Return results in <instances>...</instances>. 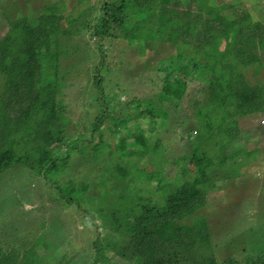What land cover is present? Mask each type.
<instances>
[{"label":"trees","instance_id":"16d2710c","mask_svg":"<svg viewBox=\"0 0 264 264\" xmlns=\"http://www.w3.org/2000/svg\"><path fill=\"white\" fill-rule=\"evenodd\" d=\"M211 2L108 0L98 14L91 4L74 17L66 14L62 0L33 6L25 15L2 11L14 27L0 33V83L5 81L0 87V264L239 263L219 259L211 225L200 210L211 203L213 181L222 172L264 157V147L254 137L257 131L241 129L243 122L264 115V20L239 10L241 0ZM80 38L92 47L97 43L98 62L89 70L97 113L87 133L71 138V104L64 103L70 100L69 82L61 79V60L65 48ZM114 40L136 43L140 54H155L141 65L147 83L139 93L135 89L129 94L127 86L129 79L137 80L136 70L116 72L115 94L108 93L106 75L116 67L108 60ZM192 81L199 83L202 94L187 105ZM122 93L127 100L120 99ZM116 100L140 117H150L157 128L147 134L132 128L129 112L114 116ZM178 117L186 126L187 145L176 165L185 170L171 176L166 167L183 133L171 130L169 121ZM108 119L114 137L121 130L127 137L117 136L114 143L104 138ZM130 147L140 158L148 156L156 169L140 167L138 158L127 155ZM75 155L98 169L104 189L98 191L97 179L72 175ZM21 166L51 193L53 208L42 206L52 211L54 220L62 211L65 224L68 213L72 220L81 216L91 222L87 248L74 247L68 255L52 251L59 245L43 240L42 231L35 235L28 230L46 226L36 206L25 203L29 214L17 217L19 210L8 204L6 193L19 188L7 174ZM33 186L29 184L32 196L27 189L23 193L32 203L38 201ZM247 258V264H264V254Z\"/></svg>","mask_w":264,"mask_h":264},{"label":"rangeland","instance_id":"374dc122","mask_svg":"<svg viewBox=\"0 0 264 264\" xmlns=\"http://www.w3.org/2000/svg\"><path fill=\"white\" fill-rule=\"evenodd\" d=\"M8 1L11 2V5L8 4ZM49 1L54 2L58 0H0V33L6 35L11 27H14V25L12 26V23L14 22L10 23L9 20H6L2 15L3 10L7 9L16 14L20 13L25 15L27 12L25 10H30L33 6L42 5ZM62 1L65 3L64 7L66 14L74 17L77 16L82 9L91 4L96 7L93 9V13L95 12L94 14H98L101 4L108 0H83L80 2L79 0ZM213 1L214 0H212L211 4H213ZM223 1L230 0H219V2ZM238 6L239 10H247L248 12H251L255 19L264 20V0H241ZM14 17L17 20L20 18L17 17V15H14ZM96 44L97 43L93 44L92 47V45H89L88 40L80 38L78 44L65 48L66 51L63 52L61 61L63 63L62 67L65 69L63 71L61 70L60 76L62 80L69 82V85L64 86L69 92L70 100L68 101V99H66L64 103H67L68 105L71 104L68 106L71 122L69 123L67 130V134L71 138L87 133L90 128V120L94 119L97 113L95 104L96 92L89 81V70L94 68L98 62V57H96L97 54L94 49ZM135 45L132 46L128 40H114L111 49L108 50V60L116 66L114 70H110L106 75V85L107 88L110 89V91H108L110 96L115 94L111 89L112 85H114L113 80L116 77V72H121L122 75L124 72L130 73L135 70L137 71V73H135L137 80L130 81L128 78L127 86L129 85L131 89L128 91L129 94L135 89H137L136 93H139L138 90H141L142 86L147 83L144 82L145 80L142 78L144 75L141 76L142 74H145V72H142L141 70L144 66L141 67V65L144 61H148L150 58L155 57V54L150 50H147L145 54H140ZM121 59H123V61H121ZM9 60L11 61V59ZM125 81L126 80H123L122 83L125 84ZM1 85L4 86L5 81L0 83V87ZM143 87H146V85ZM113 88L114 90L116 89L120 91L116 86ZM147 88H149L148 85ZM200 88L201 86H199L197 81H192L189 89L190 96L185 99L187 105H189V99L193 100L201 97L202 93ZM116 95L118 98L119 94ZM120 99L123 101L127 100L128 96L122 93ZM114 103L116 105L114 116L129 112L133 118L131 121L132 128L134 127L147 134L157 128L156 123H154L150 117H140L132 108H127V106L119 104L117 100ZM180 118L181 117H178L177 120L169 121L171 130L172 127L176 128L179 135L181 132H184L183 129L186 127L181 126ZM262 125H264V115L253 120L251 119L249 122L245 121L241 124V129L243 130L250 128L257 131L254 137L259 140L258 145L260 147H264V128ZM111 127L112 120L108 119L106 124L103 125V132L104 138L109 142L114 143L116 141L114 138H117V136L120 138L127 137L126 130H121L117 136L114 137L111 133ZM238 132L239 130L235 131L234 136H236ZM186 136L187 133H183V136L180 137V139L178 138V148L172 146V150H174L175 154L172 157V164L169 166L167 165L166 167L168 174L171 176L177 175L178 172L184 168L183 166L180 167V165L177 166L176 164L183 161L185 155L183 150L187 145L185 144V141H187ZM127 152L128 156L139 159L138 165L140 167H144L148 171L156 169L157 166L149 160L148 156L139 157V151H137V149L130 147ZM101 163L102 162L99 161L95 165L99 168L100 165H102ZM71 166L74 169L72 170V175L76 179L80 180L87 175L95 181L97 179V184H100L99 179L101 176L99 175L98 169L94 168V165L91 166L89 163L81 160L80 156L75 155L73 157ZM239 168V166H230V170L227 173L222 172L221 177L216 178L213 181V188L210 195L212 201L208 206L200 210V213L202 211L205 212L206 219H208L211 225L212 238L215 241L216 254L219 256V259L225 257L234 258L238 260V264H247L248 255L256 256L264 254V157L260 154L252 165L247 166L246 168ZM7 177H9L7 180H13V186L19 188L18 192L14 191L10 194L8 192L6 193V196H9L7 199L8 204L16 205L15 207L19 210L17 217H22L23 212L25 216L29 214L23 209V206L26 203L27 208H30L33 205L37 207V209L35 208L36 210L41 209L39 211L41 214V221H47L46 226L36 227L33 225L31 229L28 228L32 234L37 235L39 234L38 232L42 231V236H44L43 240H49L52 242V246L59 245L52 248V251H59L61 253L60 255H68L74 247L80 248V250L81 248H87L90 244L91 236L93 235V228H91L90 221L88 222L87 219L81 216L76 220H72L73 215H69L68 213L66 219H64V222L67 221L65 224L60 220L63 215L62 211L61 213L58 212V220H54L55 218L51 210L45 209L43 211L46 206L42 205L51 204L48 199L51 193L46 191L45 187H43L39 181L32 179L28 168L21 166L19 170V168L16 167L13 171H10L7 174ZM107 180V182H109V188V185H111L112 182H110L109 177ZM145 183L150 184L149 181H146ZM29 184H32V186L35 185V187H32V190H35L34 192L36 193L38 201L34 203H32L30 197H23V193L26 189V194L30 193L31 196L33 194ZM139 185L143 186L145 184L140 182ZM99 186L97 187L98 191L104 189V186ZM28 189H30V191ZM48 207L53 208V205H49ZM76 224L78 225L74 227ZM99 230L102 231L100 228ZM73 256L74 255H70V257Z\"/></svg>","mask_w":264,"mask_h":264}]
</instances>
